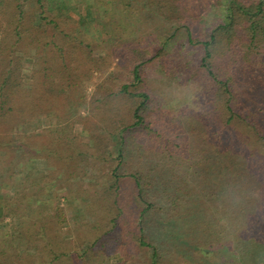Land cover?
<instances>
[{
	"label": "trees",
	"instance_id": "obj_1",
	"mask_svg": "<svg viewBox=\"0 0 264 264\" xmlns=\"http://www.w3.org/2000/svg\"><path fill=\"white\" fill-rule=\"evenodd\" d=\"M94 2L104 8L102 15L98 10L95 18L80 13L74 18L82 5L68 6L65 0H0V189L14 187L12 195L1 196L0 205L4 220L15 226L3 230L0 264H105L106 247L112 245L111 252L125 255L124 264L137 263L136 254L152 248L154 264L160 247L171 241L159 233L170 221L184 219L191 198L212 206L210 219L198 220L197 234L213 242L205 239L199 249L203 255L215 248L216 239L225 242L230 235L229 228H218L227 210L239 213L236 228L244 220L256 226L264 222L253 208L260 200L256 184L264 176V108L253 109L254 100L239 95L260 70L256 56L264 50V0H215L214 7H223V21L203 30L192 18L190 0ZM123 4L145 21L160 23L166 36L153 44L143 35L127 37ZM67 23L74 26L67 28ZM177 39L196 50L187 65L171 54ZM27 57L33 59L29 86L23 76ZM114 60L116 68L87 100L82 84L94 71L111 68ZM150 65L167 79L181 78L182 86L199 87L208 105L223 103L222 121L215 124L225 129L217 162L215 148L209 146L223 132L211 125L216 115L179 122L162 117ZM82 111L88 114L82 116ZM41 117L55 118L56 125L26 135V128L41 129ZM75 121L90 134L89 143L78 142ZM180 124L190 130H181ZM40 156L53 167L50 175L23 171V165ZM52 183L63 186L60 197L66 201L81 200L86 206L83 223L99 235L76 258L66 246L48 240L44 193ZM91 195L96 210L89 204ZM220 202L226 210L217 215L213 208ZM57 205L56 218L67 223Z\"/></svg>",
	"mask_w": 264,
	"mask_h": 264
},
{
	"label": "rangeland",
	"instance_id": "obj_2",
	"mask_svg": "<svg viewBox=\"0 0 264 264\" xmlns=\"http://www.w3.org/2000/svg\"><path fill=\"white\" fill-rule=\"evenodd\" d=\"M190 1V7L193 14L192 18L197 21L196 26H201V30L207 29V26L209 25L222 23L223 12L221 9L223 7H214L213 4L215 0ZM65 3H67L68 6L73 4L82 5V10L78 8L75 13L72 14L74 18H78L79 13L83 16L89 15L92 18H95L98 16V10L99 15H102L104 11V8L96 5L94 0H65ZM31 5L32 3L30 2L25 3V10L28 11L31 8ZM122 9L126 20V27L129 28L127 32H130L127 33V37H130L132 34H138L137 36L143 35L150 44H153L158 42V40L161 41L160 37L166 36L165 34L167 29H165L160 23L145 21L139 16V12L128 9V7L124 4L122 5ZM115 11L119 12L118 10ZM81 12H83V14ZM66 26L67 28H70L74 25L67 23ZM176 41H178V39ZM182 43L183 40L181 42L178 41L172 50L173 52L171 51V54L176 59L180 60L182 64L187 65L192 62L196 50H193V48L187 46H183ZM256 57L259 59L258 62L260 70L257 73L254 72V74H251V78L248 83L249 85L244 86V88L239 91V95L246 96L251 100H254L250 103V107H253V109H256L257 106L264 108V98L259 97H264V50H258ZM32 63V58L27 57L25 59L24 66L27 71L24 72L23 76L24 83L27 86L31 85L32 83V79L30 77L31 75L29 73V70L32 68ZM117 63L118 60H114L112 62L111 68L104 72L94 71L91 78L82 84L80 90L85 95L87 100L93 96L94 91L101 81H103L105 77H107L111 71L116 68ZM171 67L169 65L168 68ZM159 70L160 68L158 66L153 67V65H150L148 67L149 77L151 76L152 79L153 75L156 77L155 80H152V83H154V86L157 87H154V91L158 93L157 96H159L160 103L163 106L162 110L164 113H162V117H173L175 118L176 122H179V118H182V121H184L187 119H192V117L195 118V116L198 115L212 113L216 115V120H214L215 122H213L211 125H215L218 119L222 121L221 116L219 117V114L223 113L225 110L223 103H220L218 108L214 107L213 104L208 105L207 98L203 96L199 87L193 84L182 86L180 82L181 78L179 80L177 77L175 80L171 78L167 79L164 77L165 75H162L161 73L156 74L159 72ZM176 73L179 74L178 72ZM184 113L185 116L183 117ZM87 114L88 111L81 112L82 116H86ZM41 119L42 121L39 123L41 129H35L34 127L26 128L23 132L26 133V135H38L43 129H47L48 127L56 125L55 118L50 120L47 117H41ZM190 121L189 124L191 123ZM201 123L204 125V127L207 125L205 121H202ZM178 127L181 130H190L188 126L183 124L178 125ZM214 127H219L221 129L224 126H222L220 123V126L215 125ZM73 129L75 135L78 138V142H90V134L85 130L84 125L81 122L75 121L73 124ZM224 134L225 129L223 128L221 139L218 138L215 140V142L210 143L209 145L210 147L215 148L213 150L214 154L212 158L216 162L219 160L217 155H219L221 151L219 147L222 145V140L224 142ZM34 139L38 140L39 138L34 137ZM216 144L217 148L215 147ZM23 167L24 172L27 173V171L32 168L34 173L38 176L50 175V171L53 169V167L49 166V160L41 156L28 161V164L23 165ZM100 170H102V166L97 168V172ZM105 170H107V168ZM78 182L79 181L75 183L77 184ZM11 187L0 189V198L4 195H12L14 187ZM256 187L259 188L260 200L257 206L253 203V208H256V211L259 214L264 215V176L261 178L260 186L258 187L256 184ZM78 188L81 191L79 193L83 194V196L87 198L89 194L85 193L84 189L80 186H78ZM63 189V186L59 185L58 183H52L47 186V190L44 193V200L48 204V210L44 209L45 212L43 216L45 218L49 217L48 221H50L48 224V240H50L52 243L59 242L61 245L66 246L67 253L73 258H76L77 254L83 253L82 247L88 245L89 240H93L96 235L91 233V230L88 228V226L83 223L84 219H81L82 215L85 213L84 209L86 206L84 208V206H82L81 200L79 199L76 201H66L63 197H60ZM94 196L95 195L90 196L89 204L92 205L91 209L96 210V208L93 206L95 205L93 200ZM190 202L191 203L186 207L184 219L175 220V222L170 221L169 224H165L166 230L159 233L162 240L171 239V241L169 245L165 244L164 246L160 247L159 257L156 260L154 259V264H264V222H259L260 225L256 226L249 220H244L242 227L238 226L239 228H236V224L239 225L240 222V215L237 211L234 212L231 210H227L229 211L228 215L225 214V222L227 223L222 221L218 225V228L230 229L231 233L227 240L223 242L220 241V239H216L214 241V249H212L211 244H209L207 247V249L209 248L213 251H208L207 255H203L199 249L203 247V242L205 239L209 240L210 237H203L199 233L197 234L198 225H200L198 220L204 218L206 215L208 216L209 212L212 213L210 210L212 206L203 200L200 202L199 198H191ZM29 203L34 205L35 200L33 196L29 197ZM57 203H59L61 209H64L66 213L64 215L67 216L68 220L67 223H62L60 217L56 218V215L59 211L57 208ZM217 206V208H213L214 213L217 215L219 213L217 210H220L221 214L224 210H226L221 202L220 204H217ZM27 214H29L28 211ZM3 215L4 208L2 205H0V221L4 220ZM208 219H210L209 216ZM9 223V218H6L4 221H2V223L0 222V239L3 238L4 231L11 232V229L15 228V226H11ZM6 227L7 230H4ZM257 233L261 234L262 237L257 238L255 236ZM209 241L212 242L211 240ZM227 241L230 244H226ZM65 242H67V244ZM103 242H107V240H104ZM79 243L81 244L80 246H78ZM246 245L248 249L247 252H244L243 249ZM112 248H114L113 245L112 247H106L107 251L105 253L106 255L108 254V260L106 259L107 262L105 264H124V261L126 260L125 255L120 251L111 252ZM109 252L111 253L109 254ZM143 253L144 255H140L139 252L136 254L139 260L135 264H152L151 260L153 257V249L148 248ZM82 262L83 264H100L89 263V261H87V263H84V261Z\"/></svg>",
	"mask_w": 264,
	"mask_h": 264
}]
</instances>
